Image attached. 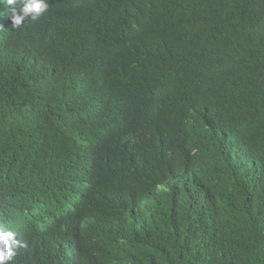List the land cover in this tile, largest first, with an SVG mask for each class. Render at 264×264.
<instances>
[{"label":"trees","instance_id":"1","mask_svg":"<svg viewBox=\"0 0 264 264\" xmlns=\"http://www.w3.org/2000/svg\"><path fill=\"white\" fill-rule=\"evenodd\" d=\"M0 4L10 264H264V0Z\"/></svg>","mask_w":264,"mask_h":264},{"label":"clouds","instance_id":"2","mask_svg":"<svg viewBox=\"0 0 264 264\" xmlns=\"http://www.w3.org/2000/svg\"><path fill=\"white\" fill-rule=\"evenodd\" d=\"M5 0H0V4ZM10 6L21 5L19 9L11 8V21L14 28L22 26L28 18L37 20L49 7L48 0H6ZM16 233L0 226V264H10L17 255V249L22 247L20 240L15 238Z\"/></svg>","mask_w":264,"mask_h":264}]
</instances>
